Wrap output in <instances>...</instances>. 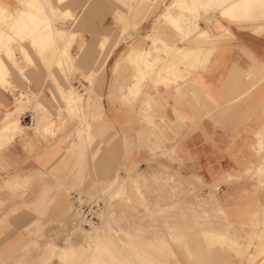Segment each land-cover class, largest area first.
<instances>
[{
  "label": "rangeland",
  "instance_id": "374dc122",
  "mask_svg": "<svg viewBox=\"0 0 264 264\" xmlns=\"http://www.w3.org/2000/svg\"><path fill=\"white\" fill-rule=\"evenodd\" d=\"M14 1L16 9L19 8V1ZM86 1H89L87 11L82 9ZM152 1H155L154 4H149L147 3L148 1H145L146 3L143 1L142 3V1L139 0H67L65 7L58 5L60 9L54 12L55 15L46 12L48 11L46 6L48 8L50 4H45L44 12L48 13L49 18L51 17L49 21L53 25V28L55 30L57 29L59 32L63 31V35L68 37L66 44L70 45L67 52L68 58L71 59L70 62L65 60L63 54L62 59L51 55V51L54 49V44H50L45 52H39V46L37 47L38 43L33 45L31 43V38L27 37V35L23 39H15L16 42L24 46L35 57L38 68L41 70V75L45 77L42 78L44 85H42L43 87L40 93L37 91L38 87L28 83L18 72V76H14V79L12 76H9V78L6 76V82L3 85H0L2 90L7 91L6 94L9 99L14 103L16 102V105L18 103L17 99H21V96H29V99L31 100L28 101V106H32L33 109L35 106V111L38 113L44 112V114H46H36V116L40 115L37 116L38 122H41L38 125L39 135H36L32 130H26L25 134H27V136H25V138L20 137V139H26L29 143H32V145H39L49 139L50 141L48 140L44 143V147L42 148H46L47 150L50 148L49 150H51L57 145L58 147H62L64 153H31L32 175L29 182L19 189V187L14 188L12 186L13 178L11 177L17 173H14L13 169L8 167L5 152L6 149L0 150V264H42L45 256L48 255L50 251L55 250V252H59L58 250H61L60 248L64 246L65 238L71 231V225L75 226L78 224L81 229H83V232L81 233L82 235H78L81 238H77V236L75 237L77 238L76 242L78 243L74 241V238L73 243H75L71 250L67 249L65 252V259L63 262H61L57 255H55L49 264H98V262L101 263V261H99L101 259L102 261L106 260V263L110 264L109 260L113 259L110 255H115L117 252L119 258L125 257L118 260L117 256H114L118 262L117 260L113 262L115 260L114 258L113 261H111V264L116 262L118 264L120 262L121 264H133L132 262L134 261V264H195L196 262L198 264H264V211H261L256 215L258 221L247 226H242L233 216L229 217V220H226L223 212H225L226 215L229 214L231 216L233 214V207L235 206L221 205L220 199H218L217 196L218 189L215 187L211 188L206 186L208 189L204 190L203 187L205 186L198 187L197 183H194V181L185 179L178 174H169L166 167H163L156 161L152 162L151 160L146 161L144 165L137 169L136 167H125V165H122L117 166L111 174L106 176L100 175L101 172H98L100 171L98 168L100 166L97 165L98 160L100 159H97V157L98 155L101 156L100 151L98 150V153H87V151L96 150L100 142L103 144L104 135L109 134V128L105 126L106 124L102 107L95 109V104L98 105L102 102L103 86L107 76L110 74L114 75L116 80L122 76V22L125 23V25L130 26L132 23L139 22L140 20L146 21L152 16L153 11L156 8L161 7L166 0ZM212 1L213 0H206L205 8L202 6L206 11V14L203 13V15H207L204 20L205 23L208 22L210 24V18L213 16V20L215 22L217 21L218 25L217 28L216 23H213L215 27H213V30H209L210 33L213 31L209 36L224 37L229 34L228 29L223 27L218 20L214 19V11L221 6H215L216 8L212 7L214 9H211L209 12L208 10L210 7L208 5ZM52 2L57 6V1L52 0ZM130 2L131 5L129 4ZM140 2L142 4L145 3L143 6L147 4L144 9L141 7L142 4ZM215 2L218 1H214V3ZM155 3L158 4L156 5ZM187 4L186 7L189 6V11L195 10L192 14H197L200 11H203L198 10V8H201L199 5L192 4L191 6V3L190 5L189 3ZM211 4L213 6V2ZM214 5H217V3ZM135 6L138 7L135 8ZM107 7H110V9L108 8V10ZM254 7L264 14L263 5L261 10L257 4H255ZM63 8L67 9L62 11ZM90 10H93V12L91 13ZM143 10L144 13L142 12ZM149 10L152 11L150 12ZM32 11L34 10L32 9ZM104 11L105 14L103 13ZM68 12L71 14H68ZM250 12L251 11L246 15L249 16ZM246 15L244 16L247 17ZM206 19L209 20L207 21ZM156 20L164 22L160 17ZM127 21L128 23H126ZM203 22L201 25L202 27L203 24H205ZM46 23L47 22H44L43 24ZM86 24L90 25L92 28L84 27ZM207 24H205V26ZM212 25L210 26L212 27ZM214 29L215 31L220 29V31L214 33ZM127 30L129 31L130 29ZM69 31H74L76 33L71 35L68 34ZM222 31L223 33H220ZM60 37L62 38V33H60ZM116 41H118L119 44L113 49L112 46ZM40 44L41 47H43V43H39V45ZM152 44L156 45L157 42L154 44L152 40ZM87 48L91 50V54L88 59L85 60L84 52H86ZM109 51H111V61L106 62L102 75L96 74L94 70L97 69L98 64ZM60 60L63 61L60 62ZM6 63L8 64L9 62L6 61ZM34 67V63L33 65L30 63L27 66L28 72L32 71ZM88 75L89 77L87 78ZM7 78L9 79L8 81ZM68 86H73L78 93L83 95V105L77 104L72 111H69L62 98L61 88ZM99 94L101 97L98 96ZM52 95H54V97ZM35 96H37V99H35ZM5 98L6 97L0 100L6 101ZM36 100L41 101L44 105L41 107L35 105L34 102ZM60 104L64 105L63 109L58 107L61 106ZM88 104L90 105V108L87 122L90 130L86 134L81 132L82 120L80 114L83 112L81 107ZM16 105L10 104L12 107H15ZM6 110L10 109L5 108L0 110V112ZM100 111H102L103 117L100 115ZM49 114H51L53 122L46 120V117L49 116ZM43 131L47 132V134H45V132L43 134ZM12 135L13 134L9 133L6 136L11 138L13 137ZM110 140L113 141V137ZM108 144L109 142H106V146H108ZM53 150H55V148ZM59 151L61 150L59 149ZM44 159L47 161L46 163H44ZM253 167H255V169ZM250 168L251 174L253 171L252 175L256 176L259 181L264 178V157L261 158L256 165L250 164ZM21 175L23 176L22 173ZM99 178L102 179V182ZM260 184L264 185V181ZM78 189L80 191H78ZM191 194H193L192 197ZM212 194L216 197V204L213 201L205 203V200ZM71 196H73V199ZM108 196L111 198L109 199ZM60 203H62L63 210L57 212L54 207ZM108 207L112 210H109ZM216 209L217 211L219 210V213H217ZM134 212L139 213L134 214ZM247 212L249 214L250 208L247 209ZM117 213L120 215H117ZM146 214L147 216H144ZM70 215L73 216L72 220ZM134 215H137V218ZM76 216L77 219L75 218ZM153 216L156 217L155 219L157 222H154L155 219ZM220 216L224 217L221 218ZM138 217V222H135L133 218L138 219ZM207 217L214 221H211L210 219V222L207 221ZM107 218H110V228L101 230L99 226H101L102 221ZM149 218L150 220H148ZM185 218L187 219L185 220ZM250 218H252V216H250ZM78 220H82V222L77 223ZM215 220L217 222H215ZM67 221H71V223L68 224ZM62 223H66V225H61ZM216 223H218L219 226ZM224 223L226 224L224 227L225 229L222 227L225 225ZM50 224L52 226L51 228L49 227ZM155 225H157L158 228ZM47 226L50 228L51 232L48 230L49 228ZM62 226L70 228V230H67L69 232L66 233L67 228ZM120 226L123 227L121 228ZM211 226L215 227L212 228ZM58 228L60 230L62 229L64 232H61L62 230L60 231ZM94 228L96 229L94 230ZM197 228L199 231H197ZM215 228H217V231L214 230ZM220 228L222 230H219ZM110 230H112V232ZM46 231H48L49 235L50 233H54V237L53 234L49 236ZM212 231L218 236V238ZM89 232H91V237L93 236L94 238L95 236H98V238L96 240L92 239V241H94L92 242V247L84 248L81 243L85 241L84 239H86V235ZM99 232L101 233L99 234ZM157 232L161 233L158 234ZM192 232H194V234ZM45 233L47 234V240H45V237V239L43 238ZM125 233L128 235L126 236ZM120 234H123V238L125 236V240L120 238L122 237ZM105 235L112 239L111 241L115 242V248H113V250L111 247H108V244L109 246L113 245L109 238L105 237L106 240H104V237H101ZM61 236L64 239H62ZM199 236L201 237V240ZM258 236H260V239ZM55 238L57 241H59V239H61V241L56 242ZM190 238L192 240H190ZM53 239L55 243H52ZM116 239L118 240L119 246H122H118L119 248H122L120 249V252L117 247L118 244L116 243ZM107 240H109L108 243ZM185 240L189 243L190 247ZM103 241H106L105 244H107L110 252L107 250V247H104L105 244ZM222 242L224 243V246L221 248L220 244L222 245ZM192 243H194L195 247ZM76 247L78 248L76 249ZM132 247L134 250L139 251L136 253L131 249ZM174 247L177 248L175 249ZM82 248L83 250L85 249V252ZM116 248L117 250H115ZM189 248L192 250L193 248L194 250L198 249L200 251H194V256V252ZM211 248H213V250ZM187 249H189V251ZM143 251L146 252V255ZM74 252L75 254H73ZM123 252L126 255H124ZM178 252H180V254ZM99 253L102 255L101 258ZM122 253L124 256H121ZM207 253L209 255L211 254V256H208ZM85 254L86 256H84ZM106 254L107 258L105 257V259L104 256ZM89 255V259L91 258L90 260L87 259ZM180 255L183 256L181 257ZM192 256H194L195 259ZM30 259L31 261L29 262ZM93 259L94 261H91ZM205 259L206 261H204ZM200 260H202V262ZM103 263L106 264L104 261Z\"/></svg>",
  "mask_w": 264,
  "mask_h": 264
},
{
  "label": "crops",
  "instance_id": "0c3cea01",
  "mask_svg": "<svg viewBox=\"0 0 264 264\" xmlns=\"http://www.w3.org/2000/svg\"><path fill=\"white\" fill-rule=\"evenodd\" d=\"M0 3L9 12L16 9L14 0ZM221 9L216 10L214 19L229 34L204 41L193 35L182 39L177 29L156 20L153 13L159 11H153L146 21L134 22L138 23L137 31L122 22V30L132 28L127 35L135 38L127 42L126 36L122 38V76L116 80L108 75L103 86L101 105L109 134L104 135L103 144L99 143L98 162L102 164H97L105 169L101 175L122 165L137 169L151 160L166 167L169 174L205 186L204 190L217 188L221 205L264 206V185L260 184L264 178L259 181L250 168L264 157V14L253 7L249 16L229 20L221 17ZM87 24L84 27L92 28ZM152 40L160 44L155 46ZM160 45L163 48L158 52ZM150 47L155 49L151 52ZM192 48L201 51L197 58L187 51L182 55L181 50ZM131 50L138 53L133 59L128 56ZM28 53L35 67L26 74L38 78L43 87L45 77ZM165 64L171 70L166 75L162 72ZM8 66V75L14 79L18 73ZM6 93L0 86V99L6 97V101L0 100V110L15 108L10 104L16 102ZM25 136L16 137L5 151L8 167L17 173L11 178L20 181L19 189L32 175L31 153H64L57 145L55 150L42 148L49 139L32 145L20 139ZM245 221L250 225L258 219L248 214Z\"/></svg>",
  "mask_w": 264,
  "mask_h": 264
},
{
  "label": "bare ground",
  "instance_id": "6f19581e",
  "mask_svg": "<svg viewBox=\"0 0 264 264\" xmlns=\"http://www.w3.org/2000/svg\"><path fill=\"white\" fill-rule=\"evenodd\" d=\"M17 1H19V3H20V7L19 8H17V9H15L13 12H9V10H8V8L5 6V5H2L1 3H0V85H3L6 81H5V77L6 76H9L8 75V73H9V66H8V64L15 70V72H18L28 83H31V82H34L35 83V85H37L38 86V93H40L41 92V90H42V87H40V85H41V83H40V80L38 79V78H34V79H32V78H29L27 75H26V69H27V66L30 64V63H32V65H33V63H34V61L32 60V58H31V56H30V54L28 53V50L24 47V46H22L21 44H19L18 42H16V38H20V39H23V38H25L26 37V35H27V37H29V38H31V43L34 45V44H37V47L39 46V52H41V51H46L48 48H49V46H50V44H54V49L51 51V55H54V56H56L57 58H61L62 59V54H63V57L65 58V60L67 61V62H70L71 61V59L70 58H68V54H67V52H68V48L70 47V45H67L66 44V42H67V40H68V37L66 36V35H63L64 33H63V31L61 32H59V31H57V29L55 30L54 28H53V25L51 24V22L49 21L50 20V18H49V15H48V13H50V14H54L55 15V13L54 12H56L57 10H59L60 8H59V6L58 5H60L61 7L62 6H64L65 7V4H66V1L67 0H55V1H57L56 3V5L57 6H55L54 4H53V2H52V0H17ZM116 1V0H115ZM125 1V0H124ZM134 1H136V0H134ZM139 1H142V3H143V1L145 2V1H148L147 3H149V4H154V2L155 1H152V0H139ZM158 1V0H157ZM163 1V0H162ZM167 1L168 0H166L165 2H164V4H162L161 5V7H158V8H156L155 10H154V12L155 11H159V12H157V15H156V12L155 13H153L155 16H157V18L158 17H160L165 23H168V24H170L172 27H174L175 29H177V31L181 34V36H182V39H184V38H187V37H190V36H196L197 38H199V39H201V40H208V39H210V38H213V37H210L209 35L211 34V33H213V31H211V33H210V31L209 30H213V27H215V23H216V25H217V21L215 22L214 20H213V16L211 17L212 18V20L214 21V22H212V20H211V18H210V21L212 22V27H210L209 28V26H208V28L206 27L205 28V24H207V23H205V18H206V16L207 15H203V13L204 14H206V11L203 9V7L205 8V4H206V0H172L171 2H170V4H168L167 3ZM194 1V2H193ZM214 1H218V2H215L214 3ZM129 2V1H128ZM133 2V1H132ZM213 2V6H212V3ZM208 6L210 7V9L208 10L209 12H210V10L211 9H214V8H212V7H215V6H221L222 7V9L220 10V14H221V17H223V18H227V19H229V20H231V19H233L234 18V20H237V19H239V18H241L242 16H244V15H246L249 11H251L250 9H252L254 6H255V4H257L258 5V7H259V9L261 10V7H262V5H263V7H264V0H213ZM139 3V2H138ZM141 3V2H140ZM141 3V4H142ZM146 3V2H145ZM144 3V4H145ZM159 3V2H158ZM158 3H155L156 5L158 4ZM187 3H189V5H190V3H191V6H192V4H195V5H199V6H201V8H198V10L200 11V10H203L201 13L199 12V13H197V14H192V12L194 13L195 12V10L193 11H189L188 9H190L189 8V6L188 7H186L188 4ZM208 3H209V1H208ZM217 3V5H214V4H216ZM48 5V4H50V6H48V8H47V6L46 5ZM130 5H131V2L129 3ZM133 4V3H132ZM137 4V3H136ZM144 4H142V6L141 7H143V9H144V7L147 5H145V6H143ZM134 5V4H133ZM155 5V6H156ZM44 6H46V9H48V11H46V12H48V13H46V12H44ZM203 6V7H202ZM89 7V1H86L85 2V4L83 5V7H82V9H85V11H87V8ZM138 7V6H137ZM136 6H135V8H137ZM207 7V6H206ZM220 7V8H221ZM51 8V9H50ZM70 8V7H69ZM110 9V7H107V9ZM112 8V7H111ZM153 8H155V7H153ZM192 8H194V7H192ZM191 8V9H192ZM216 8V7H215ZM32 9L34 10V11H32ZM67 8H63V10L62 11H64V10H66ZM108 9V10H109ZM138 9H140V8H138ZM138 9H136V10H138ZM195 9H196V7H195ZM188 10V11H187ZM197 10V11H198ZM216 10H218L219 11V9H216ZM216 10L214 11V12H216ZM258 10V9H257ZM67 11H69V10H67ZM84 11V12H85ZM107 11V10H106ZM134 11V10H133ZM139 11V10H138ZM150 11V10H149ZM152 11V10H151ZM150 11V12H151ZM60 12V11H59ZM90 12L92 13L93 12V10L91 11L90 10ZM143 13H144V10L142 11ZM104 14H105V11L103 12ZM191 13V14H190ZM61 14H63V13H61ZM66 14V13H65ZM68 14H71V13H69L68 12ZM148 14V13H147ZM47 15V16H46ZM210 15V14H209ZM249 15V14H248ZM145 16V15H144ZM211 16V15H210ZM247 16V15H246ZM144 19V18H143ZM122 20V19H121ZM207 21L209 20V19H206ZM216 20V19H215ZM259 20V19H258ZM141 21V20H140ZM204 21V22H203ZM227 21V20H226ZM44 22H47L46 24H43ZM202 22L203 23H205V24H203V28H202ZM211 22H210V25H211ZM126 23H128V21L126 22ZM231 23V22H230ZM183 24H186L185 25V27L183 26ZM209 24V23H208ZM123 25H124V23H123ZM125 26H127L126 28H128V25H125ZM124 26V27H125ZM130 26H132L134 29L133 30H136L137 31V26H138V23H135V24H131ZM129 26V27H130ZM125 28V29H126ZM202 28V29H201ZM217 28H218V25H217ZM220 28V27H219ZM130 29H132V28H130ZM217 30V29H216ZM214 31H215V29H214ZM220 31V29H218L217 31H215L214 33H216V32H219ZM60 33H62V38L60 37ZM76 32H74V31H69L68 32V34H71V35H74ZM127 33H128V31L127 30H123V32L121 33L122 34V38H124L125 36H128L127 35ZM220 33H223V31L222 32H220ZM67 34V33H66ZM214 35V34H213ZM213 35H211V36H213ZM216 35V34H215ZM76 36V35H75ZM73 38V37H72ZM124 40H125V38H124ZM23 41V40H22ZM119 41V40H118ZM118 41H116L114 44H113V46H112V48L114 49L115 47H117L118 46V44H119V42ZM126 42V41H125ZM154 42V44L157 42V45L158 44H160V42H159V40H154L153 41ZM159 42V43H158ZM39 43H43V47H41V44L39 45ZM69 43V42H68ZM142 44H144L143 42H142ZM142 44H141V46H142ZM161 45H162V43H161ZM161 45L160 46H158V47H160L161 49H159L158 50V52L160 51V50H162V48H163V46L161 47ZM36 46V45H35ZM156 46V45H155ZM175 46H176V44H175ZM138 47V46H137ZM149 47V46H148ZM180 47V46H179ZM142 48V47H141ZM144 48V47H143ZM154 48V47H153ZM150 49H151V52H152V50H154V49H152L151 47H150ZM157 49V48H156ZM98 50V49H97ZM140 50V49H139ZM138 50V51H139ZM148 50V49H147ZM169 50V49H168ZM174 50V49H173ZM173 50H171V51H173ZM182 51V52H181ZM180 52L181 53H183V51H187V53L188 54H190L191 56H193V57H198L199 55H200V53H201V51L198 49V48H192V49H187V50H181ZM148 52V51H147ZM150 52V51H149ZM96 53H98V52H96ZM110 53H111V51H109L106 55H105V57L103 58V60L98 64V66H97V69L96 70H94V72L96 73V74H98V75H102L103 74V72H104V67H105V64H106V62L108 61V59H109V57H110ZM180 53V54H181ZM90 54H91V50L89 49V48H87L86 49V52H84V59L85 60H87L88 59V57L90 56ZM95 54V53H94ZM150 54V53H149ZM149 54H148V56H149ZM158 54V53H157ZM156 54V55H157ZM170 54V53H169ZM185 53H183L182 55H184ZM96 55V54H95ZM138 55V53H136L134 50L132 51H130L129 52V54H128V56H130V57H135V56H137ZM152 55V53L150 54V56ZM159 55V54H158ZM177 55V54H176ZM181 55V56H182ZM47 56V55H46ZM149 56V57H150ZM154 57H155V53H154V55H153ZM152 56V57H153ZM174 56V55H173ZM188 56V55H187ZM133 57H132V59H133ZM161 57V56H160ZM140 58V57H139ZM138 58V59H139ZM151 58V57H150ZM169 58V57H168ZM174 58V57H173ZM200 58V57H199ZM141 59V58H140ZM145 59V58H144ZM152 59H154V58H151V60ZM190 59V58H189ZM188 59V60H189ZM56 60V59H55ZM84 60V61H85ZM184 60V59H183ZM187 60V59H186ZM192 60V59H191ZM6 61L7 62H9L8 64L6 63ZM61 61H63V60H60V62ZM134 61H135V59H134ZM143 61V60H142ZM167 61H168V59H167ZM190 61V60H189ZM86 62V61H85ZM137 62V61H136ZM144 62H145V60H144ZM195 62V61H194ZM193 62V63H194ZM137 63H139V61L137 62ZM167 63H169V61L167 62ZM174 63V62H173ZM187 63V62H186ZM142 64V63H141ZM148 64V63H147ZM64 65V64H63ZM63 65H61V66H63ZM122 65V64H121ZM138 65V64H137ZM140 65V64H139ZM168 65H170V64H168ZM193 65V64H192ZM55 66V65H54ZM127 66V65H126ZM144 66H146L145 65V63H144ZM151 66V65H150ZM165 66H166V64L165 65H163V67L164 68H162V72L165 74V73H167V72H171V70L169 69V68H165ZM176 66H178V65H176ZM190 66V65H189ZM188 66V67H189ZM199 66V65H198ZM60 67V66H59ZM65 67V66H64ZM63 67V68H64ZM140 67V66H139ZM148 67V66H147ZM62 68V67H61ZM141 68V67H140ZM171 68V67H170ZM191 68V67H190ZM120 69V68H119ZM143 69V68H142ZM146 68L144 67V70H145ZM150 69V68H149ZM187 69V68H186ZM185 69V70H186ZM63 70H65V69H63ZM122 70V69H121ZM154 70V69H153ZM147 71V70H146ZM192 71V70H191ZM65 72V71H64ZM118 72H119V70H118ZM188 72V71H187ZM51 73V72H50ZM183 73V72H182ZM119 74V73H118ZM161 74V73H160ZM174 74H175V72H174ZM49 75V74H48ZM166 75V74H165ZM171 75V73H169V76ZM184 75V74H183ZM162 76H164V75H161L160 77H162ZM172 76V75H171ZM174 76V75H173ZM176 76H178V74L176 75ZM175 76V77H176ZM185 76V75H184ZM89 77V75L87 76V78ZM166 77V76H165ZM167 77H168V75H167ZM163 78V77H162ZM164 79V78H163ZM171 79H172V77H171ZM173 79H176V78H173ZM163 83H165V82H163ZM39 84V85H38ZM117 85V84H116ZM188 85H189V82H188ZM62 89V98H63V100H64V102H65V105H66V107L69 109V111H72L73 110V108L78 104H82L83 105V102H82V98H83V95L82 94H80V93H78L74 88H73V86H68V87H63V88H61ZM251 91V90H250ZM53 97H54V95H52ZM90 96V95H89ZM99 97H101L100 96V94L98 95ZM36 98L35 99H37V96H35ZM243 97V96H242ZM108 98V97H107ZM247 98H248V96H247ZM31 99H29V96L28 97H25V96H21V99H17V105L15 106V108L14 109H12V110H6V111H1L0 112V150H4V149H6L12 142H13V140L16 138V137H18V136H22L24 133H25V131L26 130H32L36 135H39V131H38V125L41 123H39L38 122V118H37V116H40V115H37L36 116V114L38 113L37 111H35L34 109H35V106H34V109H33V107L32 106H28V101H30ZM35 105H37V106H39V107H41V106H43L44 104L43 103H41V101H39V100H36L35 102ZM57 103V102H56ZM178 103V102H177ZM180 104V103H179ZM178 104V105H179ZM14 106V105H13ZM63 106L64 105H61V106H58L60 109H63ZM81 106V105H80ZM101 108L102 107V105L99 103L98 105H96L95 104V109H98V108ZM37 108V107H36ZM89 108H90V105L88 104V105H86V106H82L81 107V110L83 111L80 115H81V120H82V128H81V132H84V133H88V131L90 130L89 129V124H88V122H87V116L89 115ZM41 110V109H40ZM43 110V109H42ZM80 110V109H79ZM85 110H86V112H85ZM45 111V110H44ZM135 111V110H134ZM81 112V111H80ZM41 113H43L44 114V112H41ZM41 113H38V114H41ZM43 114H41V115H43ZM44 115H46V114H44ZM100 115L103 117V115H102V111H100ZM46 117V116H45ZM40 118V117H39ZM24 119H27V120H24ZM79 119V118H78ZM162 119V118H161ZM43 120V119H42ZM46 120H49L50 122H53V119H52V116H51V114H49V116H47L46 117ZM173 123V122H172ZM52 125V124H51ZM172 125V124H171ZM41 127V126H40ZM48 127V126H47ZM46 127V128H47ZM40 129V128H39ZM44 132L45 131H43V134H44ZM9 133H11V134H13L12 136L13 137H11V138H9V137H7L6 135L7 134H9ZM45 134H47V132H45ZM137 136V135H136ZM259 139V138H258ZM147 142V141H146ZM156 143V142H155ZM263 143V142H262ZM100 149V145H98L97 146V149L95 150V152L94 153H98L97 151ZM98 158H100V156L98 155V157H97V159ZM104 162V161H103ZM126 162V161H125ZM99 163V162H98ZM99 164H102V161H101V163H99ZM99 164H97L98 166H100ZM97 166V167H98ZM103 166V165H102ZM101 167V166H100ZM98 167L99 169H102L103 167ZM254 169H255V167H254ZM258 169V168H257ZM140 170V169H139ZM264 170V169H263ZM103 172V173H105V169H102V170H100V171H98V172ZM127 171H129V170H127ZM149 171H151V170H149ZM262 171V170H261ZM130 172V171H129ZM137 172V171H136ZM152 172V171H151ZM95 174V173H94ZM117 174H118V172H117ZM252 174H253V171H252ZM101 175V174H100ZM119 175V174H118ZM136 175V174H135ZM257 175V174H256ZM263 175V174H262ZM106 176V175H105ZM120 176V175H119ZM100 177V176H99ZM136 177V176H135ZM101 178V177H100ZM99 178V180H101V182H102V179H100ZM103 178H105V177H103ZM123 178V177H122ZM248 178V177H247ZM124 179V178H123ZM98 180V181H99ZM137 182V181H136ZM7 183V182H6ZM95 183V182H94ZM217 183V182H216ZM220 183V182H219ZM141 184V183H140ZM21 184H20V181H18L17 179H15L13 182H12V186L14 187V188H16V187H19ZM95 185V184H94ZM93 185V186H94ZM98 185V184H97ZM123 185V184H122ZM84 189V188H83ZM98 190V189H97ZM115 190V189H114ZM201 190V189H200ZM78 191H80L79 189H78ZM81 191H82V189H81ZM84 191V190H83ZM198 191V190H197ZM209 191V190H208ZM96 192V191H95ZM223 192V191H222ZM93 193H94V191H93ZM195 193H196V191H195ZM207 193V192H206ZM205 193V194H206ZM111 194V193H110ZM109 194V195H110ZM96 195V194H95ZM129 195V194H128ZM192 195L193 194H191V197H192ZM195 195V194H194ZM106 196V195H105ZM183 196V195H182ZM198 196V195H197ZM201 196V195H200ZM109 197V196H108ZM108 197H106V198H108ZM129 197V196H128ZM184 197V196H183ZM111 197H109V199H110ZM137 198V197H136ZM91 199V198H90ZM92 200V199H91ZM118 200V199H117ZM138 200V199H137ZM215 200H216V197L212 194V195H210L209 196V198L208 199H206L205 200V203H208L209 201H213L214 203H215ZM132 201V200H131ZM179 201V200H178ZM186 201H188V200H186ZM61 202V201H60ZM108 202V201H107ZM134 202V201H133ZM202 202V201H201ZM66 203V202H65ZM216 204V203H215ZM108 205V204H107ZM186 205V204H185ZM66 206V205H65ZM65 206H64V209H65ZM110 207V206H109ZM108 207V209L109 210H112V209H110ZM248 208H250V212H249V214H250V216H256L258 213H260L261 211H264V206H259V207H238V206H235V207H233V214L230 216L229 214H227L226 215V213L225 212H223V214H224V216H225V218H226V220H229L228 218L229 217H234V219H239V223L242 225V226H247V222L245 221V219H246V217H247V214H248V212H247V209ZM54 209L57 211V212H59V211H62L63 210V207H62V203H60L59 205H56V207H54ZM108 210V211H109ZM137 210H139V209H137ZM117 211H119V210H117ZM177 211V210H176ZM216 211H217V209H216ZM219 211V210H218ZM217 211V213H219ZM115 212H116V210H115ZM140 212V211H139ZM138 212V213H139ZM182 212V211H181ZM204 212V211H203ZM72 213V212H71ZM131 213H133V212H131ZM130 213V214H131ZM138 213H135L134 212V214H138ZM176 213V212H175ZM119 213H117V215H118ZM129 214V216L131 217V215ZM163 214V213H162ZM173 214V213H172ZM178 214V213H177ZM176 214V215H177ZM188 214V213H187ZM186 214V215H187ZM193 214V213H192ZM204 214V213H203ZM54 215V214H53ZM78 215V214H77ZM107 215V214H106ZM117 215H116V217H117ZM120 215V214H119ZM143 215V214H142ZM161 215V214H160ZM198 215V214H197ZM220 215H221V212H220ZM79 216V215H78ZM128 216V217H129ZM135 216V215H134ZM137 216V215H136ZM135 216V217H136ZM144 216H147V214L146 215H144ZM188 216V215H187ZM203 216V215H202ZM224 216H222V217H224ZM70 217H71V220L73 219L72 217L73 216H71L70 215ZM129 217V218H130ZM132 217H133V214H132ZM141 217H143V216H141ZM151 217H152V215H151ZM154 217V216H153ZM221 217V216H220ZM220 217H219V219H220ZM221 217V218H222ZM76 219H77V216L75 217ZM79 218V217H78ZM106 218V217H105ZM111 218V217H110ZM110 218L108 219H105V220H103L102 221V224H101V226H99V228L101 229V230H104V229H109L110 228ZM121 218V217H120ZM137 218V217H136ZM156 217H154V219H155ZM162 218V217H161ZM165 218V217H164ZM167 218V217H166ZM177 218V217H176ZM176 218H175V220H176ZM194 218H196V217H194ZM194 218H193V220H194ZM205 218V217H204ZM115 219V218H114ZM126 219H128V218H126ZM141 219V218H140ZM169 219V218H168ZM179 219V218H178ZM187 218H185V220H186ZM201 219V218H200ZM208 219V217L206 218V220ZM210 219V218H209ZM209 219L207 220V221H209ZM241 219H242V221H241ZM258 219V218H257ZM133 220L136 222H138V220H139V217H138V219H135V218H133ZM143 220H145V219H143ZM147 220V219H146ZM148 220H150V218L148 219ZM153 220V219H152ZM170 220V219H169ZM174 220V219H173ZM189 220V219H188ZM192 220V219H191ZM197 220H198V218H197ZM211 220V219H210ZM41 221V220H40ZM69 221V220H68ZM67 221V222H68ZM130 221V220H129ZM160 221V220H159ZM168 221V220H167ZM171 221V220H170ZM211 221H214V220H211ZM55 222V221H54ZM65 222V221H64ZM66 222V223H67ZM74 222H75V220H74ZM80 221L78 220V222L77 223H79ZM125 222V221H124ZM123 222V223H124ZM154 222H157L156 221V219L154 220ZM177 222V221H176ZM203 222V221H202ZM205 222V221H204ZM210 222V221H209ZM215 222H217L216 220H215ZM46 223V222H45ZM48 223V222H47ZM66 223L64 224V223H62L61 225H66ZM69 223H71V221L70 222H68V224ZM179 223V222H178ZM185 223V222H184ZM208 223V222H207ZM75 224V223H74ZM155 224H157V223H155ZM191 224V223H190ZM211 224H213V223H211ZM216 224H218V223H216ZM220 224H221V222H220ZM225 224V223H224ZM251 224V223H250ZM257 224V223H256ZM54 225V224H53ZM183 225V224H182ZM204 225V224H203ZM208 225V224H207ZM206 225V226H207ZM214 225V224H213ZM260 225V224H259ZM55 226H57V225H55ZM55 226H54V228H55ZM59 226V225H58ZM68 226V225H67ZM67 226L65 227V226H62V227H64V228H67ZM155 226H157V225H155ZM186 226V225H185ZM196 226V225H195ZM218 226H219V224H218ZM222 226V225H221ZM226 226V224L224 225V226H222L223 228ZM48 227V226H47ZM49 227L51 228L52 226H51V224L49 225ZM48 227V228H49ZM73 227V228H72ZM121 227V226H120ZM123 227V226H122ZM121 227V228H122ZM128 227V226H127ZM126 227V228H127ZM184 227V226H183ZM212 227V226H211ZM213 227H215V226H213ZM212 227V228H213ZM217 227V226H216ZM47 228V229H48ZM50 228L48 229L50 232H51V230H50ZM60 228V227H59ZM58 228V229H59ZM157 228H158V226H157ZM187 228H188V225H187ZM203 228V227H202ZM53 229V228H52ZM70 230V228H67L66 229V233L67 232H69V231H67V230ZM96 228H94V230H95ZM114 229H116V228H114ZM125 229V228H124ZM217 228H215L214 230H216ZM225 229V228H224ZM60 230V229H59ZM58 230V231H59ZM62 230V229H61ZM60 230V231H61ZM99 230V229H98ZM158 230H160V229H158ZM205 230V229H204ZM209 230H210V228H209ZM212 230V229H211ZM219 230H222L221 228L219 229ZM111 232H112V230H110ZM197 231H199L198 230V228H197ZM217 231V230H216ZM49 232V233H50ZM57 234H59L57 231H55ZM61 232H64L63 230L61 231ZM83 232V229H81V227L79 226V224L78 225H75V226H72L71 225V231H70V233L68 234V236L65 238V240H64V246H62L60 249L61 250H58L59 252H55V250L54 251H50V253L48 254V255H46L45 256V258H44V260H43V263L42 264H49L50 262H51V260H52V258L55 256V255H57V257L59 258V260L61 261V262H63V260L65 259V252L67 251V249H69V250H71L72 249V247H73V244L77 241V238L78 237H80ZM94 232V231H93ZM159 232V231H158ZM157 232V233H158ZM179 232V231H178ZM195 232V231H194ZM194 232H192L193 234H194ZM213 232V231H212ZM262 232V231H261ZM46 233L48 234V231H46ZM45 233V236L43 235V238L45 237H47V234ZM90 233L91 232H89V233H87V235H86V239H84L85 241H83L81 244H83V247L84 248H88V247H92V242H94V241H92V239L93 240H96L97 238H98V236H95L94 238H93V236L91 237V235H90ZM101 232H99V234H100ZM121 233V232H120ZM123 233V232H122ZM131 233V232H130ZM161 233V232H160ZM160 233H158V234H160ZM191 233V234H192ZM214 233V232H213ZM217 233V232H216ZM40 234H42V233H40ZM53 234V237H54V233H50V235H52ZM56 234V235H57ZM105 234H106V232H105ZM124 234V233H123ZM122 234V235H123ZM207 234V233H206ZM215 234V233H214ZM49 235V234H48ZM49 235V236H50ZM64 235V234H63ZM78 235H80V236H78ZM121 234H120V236H122ZM125 235H126V233H125ZM128 235V234H127ZM126 235V236H127ZM130 235V234H129ZM198 235V234H197ZM260 235V234H259ZM261 235H262V233H261ZM260 235V236H261ZM38 236H39V234H38ZM77 236V238H75ZM84 236V235H83ZM159 236V235H158ZM215 236H217L216 234H215ZM260 236H258L259 237V239H260ZM52 237V236H51ZM64 237H65V235H64ZM101 237H104L103 239L104 240H106V238L105 237H107L106 235L105 236H101ZM177 237L179 238V236L177 235ZM200 237V236H199ZM44 238V239H45ZM61 238L62 239H64L62 236H61ZM74 238H75V240H74ZM81 238V237H80ZM107 238H109V237H107ZM120 238H123V236L122 237H120ZM124 238H125V236H124ZM122 239V240H125V239ZM131 238V237H130ZM186 238V237H185ZM188 238V237H187ZM193 238V237H192ZM216 238V237H215ZM217 238H218V236H217ZM50 239V238H49ZM127 239H128V237H127ZM132 239V238H131ZM199 239V238H198ZM258 239V240H259ZM45 240H47V238L45 239ZM73 240L75 241L74 243H73ZM102 240V239H101ZM109 240L111 241L112 239H110L109 238ZM109 240H107V243H108V241ZM117 240V239H116ZM129 240V239H128ZM127 240V241H128ZM189 240V239H188ZM190 240H192L191 238H190ZM200 240H201V237H200ZM55 241L56 242H59V241H61V239H59V241H57L56 240V238H55ZM79 241H80V239H79ZM130 241V240H129ZM186 241V240H185ZM184 241V242H185ZM260 241V240H259ZM51 242V241H50ZM112 243H113V245L111 246H109V244H108V247H111L112 248V250H113V248H115V246H114V243L115 242H113V241H111ZM187 242V241H186ZM192 242V241H191ZM201 242V241H200ZM52 243H55L54 242V239H53V242ZM62 243V242H61ZM76 243H78V242H76ZM103 243L105 244L106 243V241L104 242L103 241ZM111 243V244H112ZM117 244H118V240H117V242H116ZM188 243V242H187ZM221 243V242H220ZM223 243V242H222ZM257 243H258V241H257ZM80 244V245H81ZM95 244V243H94ZM104 244H103V246H104ZM117 244H115V245H117ZM121 244V243H120ZM186 244V243H185ZM38 245V244H37ZM136 245V244H135ZM188 245H189V243H188ZM192 245L194 246V243H192ZM76 246V245H75ZM82 246V245H81ZM114 246V247H113ZM119 246V244L117 245V247ZM177 246V245H176ZM187 246V245H186ZM202 246L204 247V245L202 244ZM219 246V245H218ZM222 246H224V243L221 245L220 244V247L222 248ZM104 247H107V244H105V246ZM107 247V248H108ZM119 247H122V246H119ZM118 247V249H119V252H120V249H122V248H119ZM179 247V246H178ZM189 247H190V245H189ZM195 247V246H194ZM214 247H216V246H214ZM213 247V248H214ZM226 247V246H225ZM257 247V246H256ZM39 248V247H38ZM78 247H76V249H77ZM175 249L177 248V247H174ZM187 248V247H186ZM213 248H211L212 250H213ZM255 248V247H254ZM36 249V248H35ZM132 250H134L133 249V247L131 248ZM179 249V248H178ZM177 249V250H178ZM181 249H182V247H181ZM190 249V248H189ZM189 249H187L188 251H189ZM203 249V248H202ZM205 249V248H204ZM224 249V248H223ZM79 250H80V247H79ZM82 250H83V248H82ZM85 250V249H84ZM83 250V251H84ZM109 252H110V249L108 248L107 249ZM111 250V251H112ZM115 250H117V248L115 249ZM114 250V251H115ZM190 250H192V249H190ZM212 250H210V251H212ZM218 250H220V249H218ZM256 250V249H255ZM30 251V250H29ZM28 251V252H29ZM34 251V250H33ZM90 251V250H89ZM104 251H105V249H104ZM114 251H113V253H114ZM125 251H127V250H125ZM136 253H137V251H139V250H134ZM133 251V252H134ZM193 252L194 251H200V250H194V248H193V250H192ZM191 251V252H192ZM205 251H206V249H205ZM209 251V252H210ZM225 251V250H224ZM78 252V251H77ZM85 252V251H84ZM115 252H117V251H115ZM122 252V251H121ZM144 252V251H143ZM185 252V251H184ZM196 252V253H197ZM208 252V251H207ZM222 252V251H221ZM34 253H35V251H34ZM118 253V252H117ZM115 254V255H110L113 259L115 258V260L113 261V259L112 260H109V259H107V260H109L110 261V264H111V261H113V262H115L117 259L119 260V259H121V258H124L125 256L124 255H126L124 252V255H123V253L121 254V256L123 255L124 257H118L117 255L118 254ZM146 252H144V254H145ZM179 254H180V252H178ZM214 253V252H213ZM73 254H75V252L73 253ZM80 254H81V252H80ZM84 254V253H83ZM87 254V253H86ZM86 254L84 255V256H86ZM93 254H94V251H93ZM97 254V253H96ZM112 254V253H111ZM120 254V253H119ZM141 254H142V252H141ZM185 254V253H184ZM193 254V253H192ZM211 254H212V252H211ZM211 254L209 255L208 253H207V255L208 256H211ZM215 254V253H214ZM33 255V254H32ZM35 255V254H34ZM78 255V254H77ZM88 255V254H87ZM140 255V254H139ZM146 255V254H145ZM147 255H148V253H147ZM190 255V254H189ZM204 255V254H203ZM216 255V254H215ZM28 256H30V255H28ZM71 256H74V255H71ZM70 256V257H71ZM92 256V255H91ZM94 256V255H93ZM99 256H100V258H101V256L102 255H100V253H99ZM107 256V254L104 256V258ZM110 256H108V257H110ZM114 256H117V259H116V257H114ZM141 256V255H140ZM181 256V255H180ZM183 256V255H182ZM181 256V257H182ZM191 256V255H190ZM194 256H195V252H194ZM194 256H192V257H194ZM198 256V255H197ZM79 257V256H78ZM89 257H90V255L87 257V259H89ZM148 257V256H147ZM186 257V256H185ZM31 258H32V256H31ZM82 258V257H81ZM84 258H86V257H84ZM103 258V259H104ZM107 258V257H106ZM105 258V259H106ZM129 258V257H128ZM201 258H202V256H201ZM206 258V257H205ZM213 258H214V256H213ZM212 258V259H213ZM249 258H251V257H249ZM72 259V258H71ZM70 259V260H71ZM91 259V258H90ZM89 259V260H90ZM99 259V258H98ZM146 259V258H145ZM194 259H195V257H194ZM196 259H197V257H196ZM254 259V258H253ZM118 260H117V262H118ZM183 260V259H182ZM186 260V259H185ZM184 260V261H185ZM192 260V259H191ZM210 260V259H209ZM252 260V259H251ZM31 261V259L29 260V262ZM75 261V260H74ZM91 261H94V259L93 260H91ZM99 261H101V263L100 262H98V264L100 263V264H102L103 263V261L106 263V260H103L102 261V259L101 260H99ZM128 261V260H127ZM132 261H133V259H132ZM197 261H198V259H197ZM201 262H202V260H200ZM204 261H206V259L204 260ZM16 262V261H15ZM108 262V261H107ZM116 262V263H117ZM190 262V261H189ZM193 262V261H192ZM22 263V262H21ZM27 263H28V261H27ZM73 263V262H72ZM92 263V262H91ZM94 263V262H93ZM97 263V262H96ZM116 263H113V264H116ZM133 264L135 263V261L134 262H132ZM152 263V262H151ZM188 263V262H187ZM197 263V262H196ZM195 263V264H196ZM205 263V262H204ZM209 263V262H208ZM227 263V262H226ZM25 264V263H24ZM29 264V263H28ZM95 264V263H94ZM104 264V263H103ZM107 264V263H106ZM118 264V263H117ZM119 264H121V262L119 263ZM128 264V263H127ZM131 264V263H130ZM153 264V263H152ZM198 264V263H197ZM207 264V263H206ZM263 264V263H262Z\"/></svg>",
  "mask_w": 264,
  "mask_h": 264
},
{
  "label": "water",
  "instance_id": "95a60500",
  "mask_svg": "<svg viewBox=\"0 0 264 264\" xmlns=\"http://www.w3.org/2000/svg\"><path fill=\"white\" fill-rule=\"evenodd\" d=\"M135 37L133 36V35H128V36H126L125 37V41L127 42V41H131V40H133Z\"/></svg>",
  "mask_w": 264,
  "mask_h": 264
},
{
  "label": "built area",
  "instance_id": "2783aa9c",
  "mask_svg": "<svg viewBox=\"0 0 264 264\" xmlns=\"http://www.w3.org/2000/svg\"><path fill=\"white\" fill-rule=\"evenodd\" d=\"M71 198L73 199V196H71ZM83 220V219H82ZM82 220L80 222H82Z\"/></svg>",
  "mask_w": 264,
  "mask_h": 264
}]
</instances>
